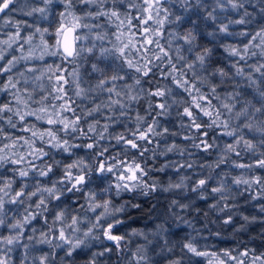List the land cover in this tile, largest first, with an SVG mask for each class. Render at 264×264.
I'll return each instance as SVG.
<instances>
[{
    "label": "clouds",
    "instance_id": "1",
    "mask_svg": "<svg viewBox=\"0 0 264 264\" xmlns=\"http://www.w3.org/2000/svg\"><path fill=\"white\" fill-rule=\"evenodd\" d=\"M8 3L0 264H264V0Z\"/></svg>",
    "mask_w": 264,
    "mask_h": 264
},
{
    "label": "snow or ice",
    "instance_id": "2",
    "mask_svg": "<svg viewBox=\"0 0 264 264\" xmlns=\"http://www.w3.org/2000/svg\"><path fill=\"white\" fill-rule=\"evenodd\" d=\"M9 7L10 5L8 3V0H0V13L4 12Z\"/></svg>",
    "mask_w": 264,
    "mask_h": 264
},
{
    "label": "trees",
    "instance_id": "3",
    "mask_svg": "<svg viewBox=\"0 0 264 264\" xmlns=\"http://www.w3.org/2000/svg\"><path fill=\"white\" fill-rule=\"evenodd\" d=\"M0 15H3V13H0Z\"/></svg>",
    "mask_w": 264,
    "mask_h": 264
}]
</instances>
